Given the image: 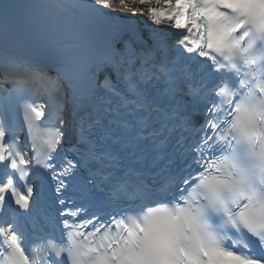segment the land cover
Returning <instances> with one entry per match:
<instances>
[{"label": "snow or ice", "instance_id": "obj_1", "mask_svg": "<svg viewBox=\"0 0 264 264\" xmlns=\"http://www.w3.org/2000/svg\"><path fill=\"white\" fill-rule=\"evenodd\" d=\"M114 5L168 38L114 26ZM40 7L0 0V42ZM73 7L83 43L47 66L0 55V264H264V0ZM49 180L58 207L29 237L20 210Z\"/></svg>", "mask_w": 264, "mask_h": 264}, {"label": "bare ground", "instance_id": "obj_2", "mask_svg": "<svg viewBox=\"0 0 264 264\" xmlns=\"http://www.w3.org/2000/svg\"><path fill=\"white\" fill-rule=\"evenodd\" d=\"M140 7H144L141 5ZM110 16V21L116 20L120 16L132 17L135 21H137L142 27H144L146 32L157 31L159 35L162 37L168 38L169 29L167 25H156L154 24L147 14L146 8L144 9L143 14L137 12L135 15H132L126 9L119 8L118 5H114L113 9H106Z\"/></svg>", "mask_w": 264, "mask_h": 264}]
</instances>
